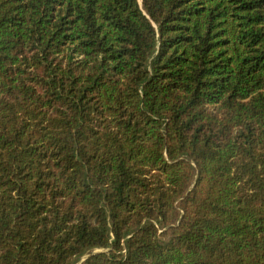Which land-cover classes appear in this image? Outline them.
Returning <instances> with one entry per match:
<instances>
[{
	"label": "trees",
	"instance_id": "obj_1",
	"mask_svg": "<svg viewBox=\"0 0 264 264\" xmlns=\"http://www.w3.org/2000/svg\"><path fill=\"white\" fill-rule=\"evenodd\" d=\"M88 255L264 264V0H0V264Z\"/></svg>",
	"mask_w": 264,
	"mask_h": 264
},
{
	"label": "water",
	"instance_id": "obj_2",
	"mask_svg": "<svg viewBox=\"0 0 264 264\" xmlns=\"http://www.w3.org/2000/svg\"><path fill=\"white\" fill-rule=\"evenodd\" d=\"M95 253H96V252H95ZM95 253H93V254H95ZM93 254H92V255H93ZM89 256H91V255H88V256L84 257V258L81 260L80 264H81L83 261H85Z\"/></svg>",
	"mask_w": 264,
	"mask_h": 264
},
{
	"label": "rangeland",
	"instance_id": "obj_3",
	"mask_svg": "<svg viewBox=\"0 0 264 264\" xmlns=\"http://www.w3.org/2000/svg\"><path fill=\"white\" fill-rule=\"evenodd\" d=\"M82 260V259H81ZM81 262V261H80ZM80 262L78 264H80Z\"/></svg>",
	"mask_w": 264,
	"mask_h": 264
}]
</instances>
